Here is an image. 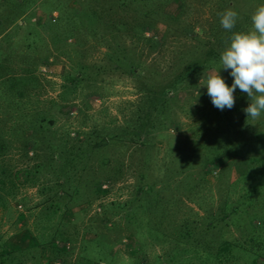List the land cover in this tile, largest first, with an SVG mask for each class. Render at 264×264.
Instances as JSON below:
<instances>
[{
	"label": "rangeland",
	"instance_id": "obj_1",
	"mask_svg": "<svg viewBox=\"0 0 264 264\" xmlns=\"http://www.w3.org/2000/svg\"><path fill=\"white\" fill-rule=\"evenodd\" d=\"M261 4L264 0H0V254L21 234L36 245L22 251L20 264H74L83 254L111 258L109 264H183L172 256L175 249L187 242L194 252L197 244L204 255L218 236L216 228L190 241L176 234L183 224L220 216L223 203L234 213L232 223H217L226 224L220 240L234 236L247 246L249 237H258L264 249V188L251 187L256 176L264 180V114L255 121L240 119L248 97L237 88L233 108L204 117L211 135L207 154L194 147L209 142L199 132L207 126L199 121L203 102L216 108L201 81L219 68L231 35L218 13L236 11L232 31L248 32ZM137 62L140 67L130 73ZM182 62H200L202 75L173 86ZM219 72L231 85L229 71ZM164 87L169 91L160 97ZM215 132L222 133L225 151L216 156L220 162L203 165L214 157ZM107 134L113 140L103 150L105 163L102 153L90 154L84 170L94 190L103 181L98 193L88 202L84 196L56 199L52 191L71 156L68 150ZM177 151L194 162L188 190L172 187L183 179L171 164ZM140 171L144 181L156 188L169 183L170 191L143 195L137 189ZM77 180L82 183L84 176ZM81 183L79 194H85ZM144 187L149 191L150 184ZM49 240L70 255L47 263L41 245ZM257 257L264 264V251Z\"/></svg>",
	"mask_w": 264,
	"mask_h": 264
},
{
	"label": "trees",
	"instance_id": "obj_2",
	"mask_svg": "<svg viewBox=\"0 0 264 264\" xmlns=\"http://www.w3.org/2000/svg\"><path fill=\"white\" fill-rule=\"evenodd\" d=\"M213 63H217V62H204V66L211 67ZM179 65L180 66L183 65V67L181 70L179 66H177L178 68L177 72L173 75L174 76L173 81H172L173 86L177 85V83L179 82H187L190 80L196 81L197 77H199V75H202L201 72L203 70L200 71L201 69L200 62H182ZM138 67H140V62L132 64L131 69L129 70L130 73L134 74V72H136V69ZM79 78H80L79 74L77 76H73L70 80V83H76V81H78ZM150 78L154 80L156 79V75L151 76ZM167 91H169V87H164L158 93V95L160 97H163V95L166 94ZM150 93H152V91L148 90L147 95H150ZM245 103H249L248 98H246ZM208 104H206L205 101L202 104V108H201L202 112L200 115L201 119H199L200 122L206 121V119L204 118L206 117V115L210 114L211 112L215 110H218V108H213L209 106ZM244 105H245L244 106L245 108L246 104ZM216 113L219 115L222 114V112H219V110ZM244 116H246V113L243 111L240 119H242ZM147 119L148 117L147 115H145L144 120L147 121ZM206 122H207L206 128H204L203 130L200 129L199 132H201V134L204 135L205 138L207 135L209 137L208 139L209 142L208 144L197 143L194 146V147L199 146V147L204 148V152L199 153V154H207L206 150L211 144L210 132H208L207 134V131L210 129V125H208V121ZM150 126L151 125L147 124L146 128L149 129L151 128ZM203 126H205V124H203ZM215 134L216 136H215V140L213 143V154H212L214 157L205 159L206 161L202 162V164L209 163L210 161H214V162L221 161V159H219V156H220L219 153L221 152L223 153V151H225L223 150V148H220V137L219 136L222 133L215 132ZM106 136L107 137L103 136L102 138H99L96 140L94 139L92 144H89V145L83 144L82 147L72 146L68 150L71 155L66 163L68 166L62 165L60 167V170L62 173V179L56 180L55 187L53 188V191H52V194L54 196H57L56 199H59V198L62 199L64 196H66V198L68 197V199L72 200L74 198L76 199L78 197L80 198L81 196H84V199L86 200V202H88L89 199L93 197V195L98 193V187L101 185L103 181L99 182L98 185H95L96 189L94 190L93 185L86 178L89 172H84V170L88 168L87 157L90 154H93L98 157L99 154L102 153V158L100 159V161L102 164L105 163V160L103 158L105 154L103 153V150L108 145V143L110 141L112 142L113 140V135L107 134ZM135 136H136V139H138V135L135 134ZM143 142H144V139H143ZM143 142H141L139 145L142 146L144 144ZM54 147L56 148V146ZM226 149L228 150V148ZM60 151H64V150L60 149ZM194 151H196L195 148L192 150V152ZM183 154H184L183 151L182 152L177 151V152L171 153V155L174 157V159L171 157L172 167L175 169H179L177 174H179L183 178L179 180L178 184L174 183L172 185L173 189L175 188L178 189L180 186H182L188 190L192 187V184L190 183L191 182L190 179L192 177V171L189 169L192 167L194 162L190 163L189 161H187L186 158L182 156ZM218 154L219 156L216 157ZM58 156H59V152H58ZM176 160H179L180 162L177 161L178 162L177 163L175 162ZM116 169L118 170V168ZM80 176H84V180L82 182L84 183L83 189L88 190V192L85 194H79L78 185L81 183L80 182L81 180L76 181V179H78ZM260 176L261 175L256 176L258 179H256V181L253 184H251L252 188H256L257 186H259L261 190L264 188V180H261V178H259ZM139 178H140L139 181H141L142 183H138L137 189L142 190L143 195H145L146 193L148 194L156 193L162 190H165L166 192L170 191L169 189H167V186L169 183H167V185H162L156 188L154 183L144 181V173L142 171H140ZM260 182L262 186L260 185ZM144 184H150L149 191L145 190ZM53 203L55 204L54 201ZM220 211H221L220 216L219 215L216 216L210 213L211 214L210 221L207 222L206 224H183L182 227L180 226L181 229L176 234L177 235L176 237L178 239H181L183 241H190L192 238L197 237L199 233H201L200 237L203 233L207 234V236H211V234L214 233L213 230L216 228L215 236H218V238L212 244L213 246L212 251L208 247V249L204 250L203 252L204 255H203L198 250L197 248L198 245L195 244L194 252H191L192 250L190 248L191 246H189V243L184 242L185 244H187V246L183 248L180 247L179 249H175V251L172 252V256L173 257L180 256L182 258L181 262L183 264H239L241 259L244 260V264H261L259 262V260L261 259L257 256L260 254H263L264 249H263L262 244L261 245L258 244L259 243L258 237L257 238L252 237V236L249 237L251 240L248 242L247 246L245 245L246 241L243 243L242 239H237V237H234V236L232 237V240H229V239L220 240L219 230L221 227H223L226 224H217V223L221 220H224L225 222L229 221L232 223L231 214L234 213V209L231 204L227 206L225 203H223L220 208ZM224 233L226 234L229 232H224ZM240 233L246 234L247 232L242 231ZM248 233L250 234L253 233L254 235H256L253 232V229H249ZM62 240L65 241V238H62ZM34 245L36 244L33 241L31 242L30 239H26L25 235L21 236L20 234L19 239L17 241H14V243H12L10 246L4 244L1 247L0 264H20L21 260H19V258L21 256L22 251ZM92 246H93V243H92ZM41 247H42L43 252L46 251L47 253V255L45 256V260L47 263L55 262L56 260L61 261V259L66 258L71 253V250L65 249L63 246H58V244H56L53 240H49L46 246L42 244ZM84 249H86V247H84ZM97 249L101 254L104 253V251L101 248H97ZM246 257L248 258L246 259ZM110 259L111 258L102 259L101 257L92 258L91 256H88L87 254H83L82 256H80V258L75 257L74 264H109ZM140 263L142 262L140 261ZM42 264H44L43 261H42Z\"/></svg>",
	"mask_w": 264,
	"mask_h": 264
},
{
	"label": "clouds",
	"instance_id": "obj_3",
	"mask_svg": "<svg viewBox=\"0 0 264 264\" xmlns=\"http://www.w3.org/2000/svg\"><path fill=\"white\" fill-rule=\"evenodd\" d=\"M218 15L222 28L231 35L220 52L219 68L210 72L201 85L206 87L213 106L221 111L234 107V93L239 88L249 99L243 109L246 118L255 121L264 114V4L251 15L252 29L248 32L232 31L238 17L236 11L227 9ZM221 68L229 71L231 85L220 75Z\"/></svg>",
	"mask_w": 264,
	"mask_h": 264
}]
</instances>
